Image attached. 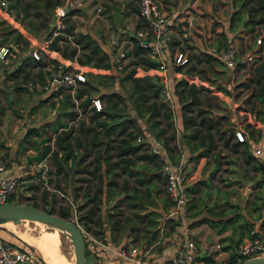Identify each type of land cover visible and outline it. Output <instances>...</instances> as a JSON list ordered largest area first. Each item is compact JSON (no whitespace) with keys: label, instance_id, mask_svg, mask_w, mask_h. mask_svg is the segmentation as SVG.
Here are the masks:
<instances>
[{"label":"trees","instance_id":"1","mask_svg":"<svg viewBox=\"0 0 264 264\" xmlns=\"http://www.w3.org/2000/svg\"><path fill=\"white\" fill-rule=\"evenodd\" d=\"M10 1L14 2V6L9 7L12 17L6 23L0 24V44L6 43L9 47L13 45L18 51L19 62L10 69H7L6 64H2V78L10 79L13 87L28 81L32 90H35L33 76L36 75L40 84L43 83L41 66L44 64H51L49 75L52 72L55 75L59 69H69L70 61L86 65L90 69L84 71V80L79 81L72 92L58 84L56 89L48 93V97L60 94L58 99L56 97L58 112L53 121L62 127L67 121L59 118V112L65 113L68 120L79 115L76 118V128L74 129L71 123L57 130L53 135L52 145L49 143V136L45 135L39 137L38 141H31L33 146L45 141L39 149L40 156L47 153L46 162L52 165V169H48V175L45 176L47 183L51 173L54 174L55 180H58L57 174H64L68 169L80 173L74 177L69 189L71 202L80 195L79 203H75L73 208L75 219L84 231L101 241L104 240L105 230L100 210L102 197L106 200L110 194L117 195L109 206L111 212L106 214L110 239L115 240L117 235L128 231L129 225L135 222L147 226L156 223L159 212L155 209L141 211L142 203H150L151 200L145 196L149 197L151 191L162 192L164 187L162 189L155 183H144L148 176L159 178L162 184L164 179L159 175L160 162L156 155L148 150H141L142 143L135 140L136 136L144 135L143 131L161 143L172 161L179 158L181 147L186 149L189 158L196 160L202 156V168H206L207 164L213 168L207 174L208 177L221 164L237 165V161L250 164L256 172V175L252 174L254 186L259 190L250 200L251 210L255 211V218L260 219L259 224L264 226V176L257 159L250 152L247 140L248 138L255 141L264 132V50L261 43L253 44L256 35H260V40L264 41V0H230L232 10L229 13L228 28L231 29L232 23H235L248 33L244 43L242 40L238 42L237 56H243L247 51L255 53L250 59L236 60L232 67H225L205 48L193 50L184 37L169 36L166 46L168 62L172 66V77L167 83L172 92V105L161 92L163 81L156 69L157 58L151 55L148 47L138 43L135 35L126 33L124 26L123 31H119L130 40V44L123 47V58H127V61L121 68H115L114 47L108 50L88 31L74 29L71 15L82 12L78 6L58 15L57 19L61 25L56 27L55 19L51 21L52 16L55 15L56 6L63 5L66 0ZM101 13L113 21L115 29V25L122 22L119 16L129 15L133 28H142L147 32L136 0H126L122 10L115 6L111 11V7L104 4ZM18 24L36 38L48 40L46 48L58 52L60 57L68 60V64L58 66L62 62L46 55L42 49H38V58L32 57L28 53L31 42L17 28ZM214 38L213 42L206 46L214 45L218 48L225 45L228 39L223 33ZM251 44L254 48L249 50ZM177 50L185 55V60L181 63L173 60V53ZM33 66L35 70H31ZM225 80H229L230 84L225 83ZM114 84H126L125 96L129 100L133 115L127 113L124 97L119 91L101 90L102 87ZM92 96H97L102 102L97 110L87 106ZM73 98L77 99L76 103ZM54 101H51L50 105H53ZM174 106L180 122L178 133L173 120ZM138 119L143 126L139 124ZM238 126L245 134L242 140L236 139L234 134ZM36 133L38 132L35 127L27 128L22 140L27 141L31 134ZM68 157H76L75 167L66 166ZM137 159H145L149 165H153V172L146 175L136 171L134 162ZM246 169L247 167L240 171L245 172ZM132 175L133 181L129 183L127 176ZM138 184H143V190L138 189ZM199 184L208 183L195 179L186 185L189 196L186 201L187 209L197 206L190 194L199 191ZM30 186L37 188L36 183L31 182ZM42 186L44 187L40 197L49 202L39 207L62 217L70 216L71 202L64 200V203H57L56 192L48 190L45 185ZM53 187L65 193L58 184ZM164 197L166 200V193ZM60 198L63 199L62 196ZM8 200L22 199L12 196ZM165 202H168V199ZM29 203L38 206L35 200ZM198 211L199 207L188 213L194 215ZM208 211L211 216L217 217L201 216L191 220V223L206 222L213 226L214 232L221 234L219 240H226L220 248L230 249L225 261L232 263L234 256L231 249L248 234L253 222H247L245 218L239 221V213L234 212L222 217L225 214L222 208ZM167 221H170V226L175 224L173 219ZM227 229L228 233L222 235ZM0 237L20 249L30 250L29 247L18 245L6 236ZM88 250L85 241V258ZM204 259L211 260L207 256ZM35 264L46 263L36 256Z\"/></svg>","mask_w":264,"mask_h":264},{"label":"crops","instance_id":"2","mask_svg":"<svg viewBox=\"0 0 264 264\" xmlns=\"http://www.w3.org/2000/svg\"><path fill=\"white\" fill-rule=\"evenodd\" d=\"M9 1V0H8ZM69 3V8H75L78 6L82 12L74 13L71 15L72 20L74 21V29L80 31L89 30L90 34L95 37V30L93 29L96 25L93 22L94 15H96L95 11L97 7L107 4L111 7V11L114 10L115 6H118L120 10H122L124 3L126 0H67ZM159 4L161 9L164 11L166 19L169 22L170 35H175L178 37L187 36L193 39L191 36L186 35V30L182 27L187 20V23H191V21L196 20V7L205 5L210 6L211 11L217 9L220 5L228 6V10L224 13L223 23H225L224 28H222L223 32L227 37H231V29L226 27L228 23L229 13L232 10V3L230 0H159ZM61 6H56L55 8V22L58 20V15L62 14ZM185 7L184 13H180L181 9ZM68 8V9H69ZM217 11V10H216ZM12 17V13L10 10L7 11V15L3 18V20H10ZM124 17H130L129 15L119 16L121 20ZM183 17H185L183 22ZM105 22L110 23V25L114 28L113 21L109 19L108 16H105ZM107 23V24H108ZM126 24V23H125ZM185 25V24H184ZM116 26V25H115ZM17 28L20 32L31 42V45H35L37 43H41L42 40L38 39L30 32L26 31L20 24H18ZM123 31V29H121ZM120 31L117 32L119 36ZM97 38V37H96ZM122 47V45H121ZM43 50V49H42ZM46 55L53 56L57 58L59 61L67 64L68 60L60 57L58 52L46 48L43 50ZM71 64L75 63L74 61H70ZM84 67L85 65H81ZM51 68V64L47 63L41 66L43 70V82L46 81L49 77V71ZM36 68L33 66L31 70H35ZM159 74L163 79L166 80V83L170 80V75L165 72V70H158ZM33 84L35 85V90H32L30 82L23 83L19 86V84H15L13 90L23 91L29 93L33 97L28 103L27 107L22 110L20 109V116L22 119H26L25 124L21 127H17L15 121H11L6 115L4 117H0V153L5 165V173L15 175L18 179V183H22L19 188H16L15 195L19 197L29 198L31 196L30 191L35 190L34 187L30 186V183L36 182L37 184L45 185V187L50 190L51 186L45 181L42 180V174L40 173V167L38 162L43 158L40 156L39 146L45 141H40L35 143L33 146L31 141L33 139L39 140V137L49 136V143L52 145V138L55 132L61 128H65L69 124H73L74 129L76 128V118L66 119V114L59 112V118L62 120H66L67 123L65 126L60 127L56 122L53 121L54 116L58 112L57 99L60 94H55L53 96L48 97V93L50 91H43L38 88L37 85L40 84L36 75L33 76ZM168 85V83H167ZM169 87V86H168ZM6 97H11V93L6 94ZM57 97V99H56ZM54 101L53 105H50L51 101ZM174 115L173 120L175 124L176 131L178 133L180 122L178 119V113L176 112V106H174ZM13 111H16L13 109ZM32 117L28 118L27 117ZM14 118V117H12ZM139 120V119H138ZM143 126V123H141ZM29 127H35L37 132L36 134H31L29 136V140H22V136L25 133L26 129ZM56 127V128H55ZM237 128H240L239 126ZM241 129V128H240ZM76 132V131H75ZM144 135H147L148 132L143 131ZM252 141V140H251ZM258 144H264V132L263 134L257 138V140L252 141ZM38 152V155L35 159H33V155ZM181 155L184 157L185 165L187 166L188 172L190 173L189 178H191V171L197 172V174H201L202 163L204 158L202 156L198 157L196 160L189 158V155L184 147H181ZM255 157V156H254ZM76 158V157H75ZM75 158L68 157L66 159V166L75 167L76 160ZM192 162V168L189 167V163ZM38 166V167H37ZM153 165H149V163L145 159H137L134 162V169L141 174L149 175V172H153L151 168ZM45 173V171H44ZM83 174V173H81ZM80 175L79 172L75 173L71 169L66 170V172L57 174V178L60 176L61 185L63 191L65 193L60 192L61 196L64 200L70 201L71 193L69 189V185L74 181V177ZM46 176V173H45ZM132 176H127V181L131 183L133 181ZM45 180V179H44ZM192 180V179H191ZM159 178L151 177L147 178L145 181V185H150L155 183L157 186L159 185ZM190 181V180H189ZM161 185V184H160ZM138 189L143 190V184L137 185ZM162 187V185H161ZM165 191L156 192L151 191L150 196L147 199L151 200V202H143L141 211L148 209H155L159 212V216L156 218V223L153 226H147L146 224L137 223L129 225L128 231L122 232L120 235H117L115 240L109 238V229L106 224V214L108 211L111 212L109 206L112 204L113 200L116 199L117 195L112 196L111 194L105 200L102 197L101 210L102 214V223L103 228L105 230L104 240L101 244H94L89 248L88 255L89 259L86 264H139L136 263L133 259L128 257H123L118 255L115 252V249L122 247L124 250H129L131 247H135L136 251L133 257L140 254L142 249H147V253L140 257L141 261L146 264H171V257L175 248L185 241V238H189L193 241L197 254L201 258H205V256L211 258L207 252V248L213 244L214 227L210 226L206 222L199 223H191V220L200 217L199 211L190 215L188 212L195 209V207H191L187 209V219L184 224H180L175 222V224L170 226V221H166L163 229L159 228L160 217L164 214L167 209L169 202L165 203ZM128 195L130 191L127 192ZM167 200V199H166ZM80 195H77L74 199V202H71L74 206L75 203H79ZM139 202V200H137ZM198 207V206H197ZM73 209V208H71ZM72 212V210H71ZM256 223H260V219H256V222H253L252 225ZM3 224V223H2ZM6 224V223H4ZM5 225H1L4 227ZM134 227V228H133ZM133 228V229H132ZM213 228V231L212 229ZM4 229V228H3ZM0 229V235H3L4 231ZM213 232V233H212ZM20 238L21 236L17 234ZM218 235V234H216ZM215 235V236H216ZM5 236V235H3ZM215 251V250H214ZM213 251V253H214ZM219 252H228V249H222ZM48 264V263H47Z\"/></svg>","mask_w":264,"mask_h":264},{"label":"built area","instance_id":"3","mask_svg":"<svg viewBox=\"0 0 264 264\" xmlns=\"http://www.w3.org/2000/svg\"><path fill=\"white\" fill-rule=\"evenodd\" d=\"M8 0H0V20L7 15L9 8L6 6ZM138 4V12L144 19V23L147 28V32L142 28H133L132 24H125L124 29L126 33L133 34L137 37L138 43L141 46L148 47L151 55L157 58L158 64L157 70H164L166 64L168 63V49L166 42L170 36L169 22L166 19L164 11L161 9L159 0H136ZM99 10V7L96 8ZM60 22L57 20L55 26H60ZM148 34V35H147ZM48 40H42L41 43L32 45L28 49V53L34 57L38 58L40 56L38 49H46ZM261 43L264 50V41H261L259 36L253 39V44ZM112 47L115 48V56L113 59L115 68H121V60L123 59V47L120 46V39L116 36L112 40ZM205 50L214 54L225 67H232L236 60L250 59L253 54L252 51L245 53L243 56H237V48L233 41L227 40L225 45L216 48L214 45H208ZM174 62L181 63L185 60V55L182 51L177 50L173 53ZM19 62L18 51L13 45L6 43L0 44V66L2 64L7 65V69H10ZM75 62V61H74ZM65 64L59 63L58 66ZM68 64V63H67ZM70 68L66 70H58L54 75L53 72L50 73L48 79L43 83L37 85L40 90L51 91L56 89L58 84H62L64 87L68 88L70 92L73 91L75 85L84 80V69L78 63H70ZM3 75L4 72H1ZM163 85L161 92L165 99L172 105L173 97L170 88L168 87L166 80L162 78ZM74 103L77 102L76 98H73ZM102 102L97 96H92L90 102L87 106L93 107L97 110L101 107ZM236 139L242 140L245 134L240 128L234 130ZM135 140L141 142L142 146L154 153L156 159L160 162L159 175L164 179V191L166 193L169 205L165 210L162 217H160L159 228L162 230L167 219H173V221L184 224L187 219V191L186 185L191 181L189 179L190 173L185 165L184 157L181 155L176 161L170 160L166 149L161 145V143L153 138L151 135L136 136ZM250 144V152L260 162L263 170L261 171L264 176V145L252 142L247 138ZM47 153L38 162L40 167V173L42 174V180L46 182L45 179V164H46ZM5 171L4 161L0 153V203L8 201V199L15 195L16 184L18 179L15 175L7 174ZM189 179V180H188ZM50 190L59 192L56 188L51 186ZM71 204V208L74 206ZM72 210V216L75 219V210ZM79 225V224H78ZM80 226V225H79ZM83 230V229H82ZM85 241L89 248L94 244H101L100 239L95 238L92 234L83 230ZM220 246L219 241H214L211 246L207 248L209 256L211 255V260H206L198 256L196 253V247L192 240L185 238V241L179 244L171 257V264H216L214 261L213 251ZM230 250V249H228ZM136 251L135 247H131L129 250H124L122 247L115 249V252L123 257H128L133 259L136 263L146 264L141 261L140 257L147 253V249H142L140 254L133 257ZM234 256V261L232 263L224 262V264H236L241 259L255 254H264V226L256 223L252 225L248 230V234L243 236L234 248L231 249ZM36 255L25 249H20L7 240L0 237V264H35Z\"/></svg>","mask_w":264,"mask_h":264},{"label":"rangeland","instance_id":"4","mask_svg":"<svg viewBox=\"0 0 264 264\" xmlns=\"http://www.w3.org/2000/svg\"><path fill=\"white\" fill-rule=\"evenodd\" d=\"M168 1V0H167ZM100 10L95 11L96 15H94L93 22L95 23V27L93 28L95 30V37H97L100 44L108 49H112V40L117 36L120 38V46L126 47L130 44V40L127 38V35H123L122 33L117 35V32L122 29V27L126 24H131V17H124L122 18V22L117 23L116 26L113 28L110 23L105 22V15L101 13ZM197 10L195 11L196 20L191 21V23H187V20H185V23L183 24V28L187 31L186 35L191 36L193 39L189 38L188 36L185 38V42L187 44L192 45V49L196 50L198 48H205L207 44H211L214 37H219L223 33L222 28H224L225 23H223L224 13L228 10V6L220 5L217 9L211 11L210 6L201 5L196 7ZM185 7L181 9L180 13H184ZM217 10V11H216ZM185 17H183L184 22ZM6 23V20H3L0 24ZM185 24V25H184ZM226 27L228 28V23L226 24ZM231 37H227V40H231L235 43L236 48L238 49V42L240 40L243 41L247 36V31L240 27L236 26L235 23H232L231 25ZM86 31L89 32V30L86 29ZM222 31V33L220 32ZM90 33V32H89ZM260 36L256 35L255 37ZM254 37V38H255ZM254 45L251 44L249 47V50L253 49ZM114 50V49H113ZM248 52V51H247ZM127 58H123L121 60V64L124 65L126 63ZM2 66H0V117H8L11 119V121H15L17 127H21L25 124L26 119H22V116H20V109L24 110L28 103L30 102L31 96L27 92L16 91L13 90V87L11 85V80L2 78ZM172 66L168 62L165 66V72H167L172 77ZM84 71L90 70L88 66L83 67ZM231 75V74H230ZM225 83L228 85L230 84V81L225 80ZM126 84L119 85L114 84L109 87H102L101 90H117L119 91L123 97L124 102L126 104V111L128 114L133 115V111L130 107V103L128 98H126ZM11 93V97L7 98L6 94ZM230 104L233 105L232 101H230ZM15 109L16 111H13ZM14 117V118H12ZM27 120L28 118H32L29 116H26ZM139 124L141 123L138 120ZM143 136V135H142ZM140 149H145L143 146L140 147ZM146 150V149H145ZM203 164V163H202ZM189 167L192 168V162H190ZM38 167V166H37ZM187 167V166H186ZM246 169L245 172H242L240 170ZM48 169H52V165L50 163L45 164V173L48 175ZM193 169V168H192ZM213 168L209 166V164L206 165V168H201L202 172L201 174H197L195 171H191V178L192 180H200V181H206L208 184H199V191L195 193H191L190 195L195 199L194 201L197 202V206L199 207V215L206 216L211 214L209 213V209L211 210H217L219 208H222L224 210V213L222 217H225V215L233 213H239L238 219L239 221L241 218H245L247 222H256L255 218V211L251 210V199L253 198L254 193L256 191L259 192V190L254 186V177L252 174L256 175V172L250 167V164H245L240 161H237V165L233 163H225L221 164L218 169H214L211 176L208 177V173L212 171ZM46 175V176H47ZM60 175V174H59ZM54 174H49L50 181L48 182L49 186H55L58 184V187H62L61 185V179L60 176L58 177V180L54 179ZM188 179V180H189ZM190 180V181H192ZM36 183V182H33ZM22 183H17L16 188H19ZM37 184V183H36ZM162 187H161V185ZM160 188L163 189L164 185L159 181ZM44 186L41 184H37V188L35 190H31V196L29 198L20 197L24 202H30L32 200H35L38 206L40 205H47L49 201H43L40 197L41 191ZM48 191V190H47ZM189 195V194H188ZM56 196L58 197L57 203H64V198L61 199L60 192L56 191ZM189 197V196H188ZM166 201V200H165ZM166 203V202H165ZM195 207V209L197 208ZM194 210V209H193ZM127 212V210H125ZM72 216V214L70 215ZM211 217L216 218L217 216L213 215ZM138 225V222H136ZM5 225L4 227H1L0 229H3V235L8 237V239L12 240L14 243L18 245H25L30 248V251H32L36 256H39L44 263L47 264V262L44 260V258L39 253L38 249L35 248L33 245H30L22 236V232H26L30 235H32L35 238H39L41 240L44 235L49 234L52 232L54 227H50L48 225H45L43 223H40L35 220H29V219H22L19 223H6V224H0ZM25 228V229H24ZM56 229V228H55ZM213 231V228H211ZM57 230V247L59 252L61 253L62 257L67 260V264H73V254L71 249V244L69 242V239L64 233ZM229 229L225 230V232L222 233L224 235L225 233H228ZM213 233V232H212ZM19 234L21 238L17 235ZM43 235V236H42ZM214 234L213 241H219V244L226 243V240L223 239L222 241L219 240L220 235ZM222 250L220 246L214 251V261L216 264H224L225 258L227 257V252H219ZM86 259L88 261L89 255L86 254Z\"/></svg>","mask_w":264,"mask_h":264},{"label":"water","instance_id":"5","mask_svg":"<svg viewBox=\"0 0 264 264\" xmlns=\"http://www.w3.org/2000/svg\"><path fill=\"white\" fill-rule=\"evenodd\" d=\"M6 6L13 7V1H7ZM66 2L61 6V12L64 13L69 8ZM55 18L52 16L51 21ZM38 152L33 155L35 159ZM260 171L263 170L261 163H258ZM22 219L35 220L50 227H54L64 233L69 239L73 254V264H86L85 258V238L82 228L78 225L76 219L71 216L62 217L54 212L35 206L29 202L8 200L0 203V224L11 221L19 223ZM236 264H264V254L250 255L241 259Z\"/></svg>","mask_w":264,"mask_h":264},{"label":"bare ground","instance_id":"6","mask_svg":"<svg viewBox=\"0 0 264 264\" xmlns=\"http://www.w3.org/2000/svg\"><path fill=\"white\" fill-rule=\"evenodd\" d=\"M4 223H11V221H7ZM25 229V228H24ZM23 238L35 248L38 249L41 256L48 264H67V260H65L61 253L59 252L57 246V230L54 228L51 233L46 235H42L43 238L39 240V238H35L32 235L22 232Z\"/></svg>","mask_w":264,"mask_h":264}]
</instances>
